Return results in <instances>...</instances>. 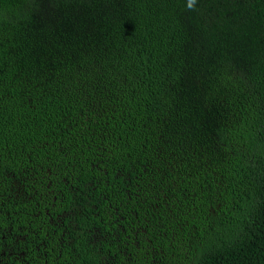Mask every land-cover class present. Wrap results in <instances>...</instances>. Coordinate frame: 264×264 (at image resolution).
I'll use <instances>...</instances> for the list:
<instances>
[{
  "label": "trees",
  "instance_id": "1",
  "mask_svg": "<svg viewBox=\"0 0 264 264\" xmlns=\"http://www.w3.org/2000/svg\"><path fill=\"white\" fill-rule=\"evenodd\" d=\"M0 0V264H264V0Z\"/></svg>",
  "mask_w": 264,
  "mask_h": 264
},
{
  "label": "clouds",
  "instance_id": "2",
  "mask_svg": "<svg viewBox=\"0 0 264 264\" xmlns=\"http://www.w3.org/2000/svg\"><path fill=\"white\" fill-rule=\"evenodd\" d=\"M196 4V0H188L187 7L189 10H193Z\"/></svg>",
  "mask_w": 264,
  "mask_h": 264
}]
</instances>
